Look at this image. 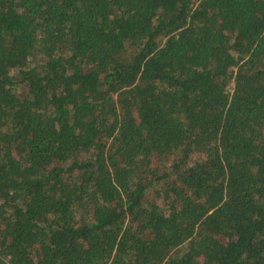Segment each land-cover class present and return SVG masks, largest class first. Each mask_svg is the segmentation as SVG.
Instances as JSON below:
<instances>
[{
	"label": "trees",
	"instance_id": "16d2710c",
	"mask_svg": "<svg viewBox=\"0 0 264 264\" xmlns=\"http://www.w3.org/2000/svg\"><path fill=\"white\" fill-rule=\"evenodd\" d=\"M0 264H264V0H0Z\"/></svg>",
	"mask_w": 264,
	"mask_h": 264
},
{
	"label": "built area",
	"instance_id": "2783aa9c",
	"mask_svg": "<svg viewBox=\"0 0 264 264\" xmlns=\"http://www.w3.org/2000/svg\"><path fill=\"white\" fill-rule=\"evenodd\" d=\"M230 90L232 91L233 89L231 88Z\"/></svg>",
	"mask_w": 264,
	"mask_h": 264
}]
</instances>
